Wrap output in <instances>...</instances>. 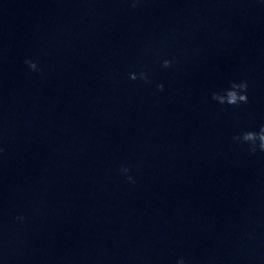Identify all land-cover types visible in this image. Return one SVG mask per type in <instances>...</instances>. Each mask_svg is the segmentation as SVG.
Segmentation results:
<instances>
[{"label":"clouds","instance_id":"clouds-1","mask_svg":"<svg viewBox=\"0 0 264 264\" xmlns=\"http://www.w3.org/2000/svg\"><path fill=\"white\" fill-rule=\"evenodd\" d=\"M130 7L136 8L142 0H128ZM160 66L164 69H168L172 67V60L163 59L159 61ZM25 64L28 66L29 70L40 72L42 69L38 68L37 63L31 59H26ZM129 78L133 81L141 80L144 83L148 84L151 83V80L148 74L141 70L139 72H131L129 74ZM158 91L164 90V85L162 83L156 85ZM248 83L247 81H241L239 83L233 81L231 82L230 86L226 88L222 93L214 92L212 93L211 98L214 101H217L219 104L224 105H232V106H239L240 104L248 103ZM233 140L239 141L243 144L248 145V152L250 154H255L257 151L264 153V126H261L259 131H244L243 133L237 134L233 137ZM3 149H0L2 152ZM123 173H127L129 171L128 168H121ZM128 180H132L131 176L127 177ZM19 221H23L25 217L18 216L16 218ZM177 264H186L184 259H180Z\"/></svg>","mask_w":264,"mask_h":264}]
</instances>
